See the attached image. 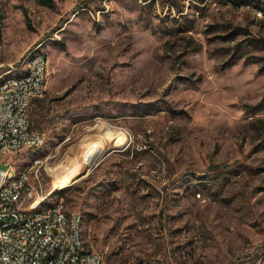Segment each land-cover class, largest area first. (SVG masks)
Listing matches in <instances>:
<instances>
[{"label": "rangeland", "instance_id": "374dc122", "mask_svg": "<svg viewBox=\"0 0 264 264\" xmlns=\"http://www.w3.org/2000/svg\"><path fill=\"white\" fill-rule=\"evenodd\" d=\"M34 48L47 142L0 168L38 164L112 264H264L263 23L218 0H0V75Z\"/></svg>", "mask_w": 264, "mask_h": 264}, {"label": "built area", "instance_id": "2783aa9c", "mask_svg": "<svg viewBox=\"0 0 264 264\" xmlns=\"http://www.w3.org/2000/svg\"><path fill=\"white\" fill-rule=\"evenodd\" d=\"M243 8V6H239ZM262 13V12H258ZM257 19V18H256ZM2 66H0L1 68ZM10 68H20L14 61ZM44 68H49L48 56L34 58L33 75L27 81H15L4 85L0 90V160L10 152L23 148H36L37 141L45 139V133L34 129L24 132L25 122L29 120V108L39 92H45L48 77H43ZM7 168H0V264H112L100 252L86 242L81 233L63 231L64 219L50 221V214H58V207L43 206V199H49V191L44 192L40 203L41 216H32L31 209L26 215H18V207L23 202H31L30 194H21L17 186L8 187V179L13 178V164L6 161ZM40 171L38 164L27 168V173ZM36 185V182H26ZM75 218V216H73ZM40 219H47V227H40ZM7 221H18V230H6ZM66 252H74V261H65Z\"/></svg>", "mask_w": 264, "mask_h": 264}, {"label": "bare ground", "instance_id": "6f19581e", "mask_svg": "<svg viewBox=\"0 0 264 264\" xmlns=\"http://www.w3.org/2000/svg\"><path fill=\"white\" fill-rule=\"evenodd\" d=\"M223 1L229 5H235L238 8L239 6L244 7L242 9H247L252 13L254 18L262 22L264 24V0H218ZM262 12V13H258ZM47 54L38 48H34L30 50L20 61V68H11L12 70H16V75H0V90H3L4 85H10V83L15 81H27L29 77L33 75V63L34 58H38L39 56H46ZM10 65H14V62ZM48 68H44L43 77H49ZM48 83V80H47ZM44 92H39V96H41ZM37 97L33 98V104ZM0 105H3V98H0ZM32 108V106H31ZM29 108V114L30 110ZM24 132H32V127L30 122H25ZM47 140L41 139L37 141V147L41 148L46 144ZM99 150V148H97ZM95 155L90 158V162L93 163L95 159ZM13 178L8 179V187L17 186V179H22V182H19V190H21V194H30L31 193V202H23L18 207V215H26L31 209L32 216H41L42 215V207L40 205H33L31 208V203H40L42 198L41 192V183L37 179V175L35 176L36 171H31L29 174L27 173V169L17 170L15 166H13ZM26 182H36V185H26ZM56 192V191H55ZM52 192H49V199H43V206L45 207H58V214H50V221H59V216L64 219L63 231H72L75 229L76 233L83 232V224L84 218L81 213L75 211H68L64 205L63 201H52L51 197ZM75 216V218L73 217ZM40 227H47V219H40ZM19 222L18 221H7L6 222V230H18ZM65 261H74V252H66ZM53 264H62V262H54Z\"/></svg>", "mask_w": 264, "mask_h": 264}, {"label": "trees", "instance_id": "16d2710c", "mask_svg": "<svg viewBox=\"0 0 264 264\" xmlns=\"http://www.w3.org/2000/svg\"><path fill=\"white\" fill-rule=\"evenodd\" d=\"M43 4H46L48 6H51L53 4V0H41ZM262 23V22H260ZM257 132L259 133V136L261 139L264 140V120L263 119H258L257 120Z\"/></svg>", "mask_w": 264, "mask_h": 264}, {"label": "crops", "instance_id": "0c3cea01", "mask_svg": "<svg viewBox=\"0 0 264 264\" xmlns=\"http://www.w3.org/2000/svg\"><path fill=\"white\" fill-rule=\"evenodd\" d=\"M46 53V52H45ZM47 54V53H46ZM48 56V55H47ZM49 59V58H48ZM37 99V98H36Z\"/></svg>", "mask_w": 264, "mask_h": 264}]
</instances>
